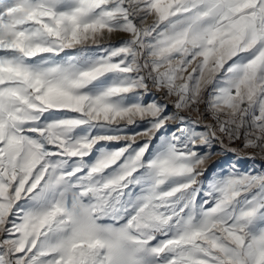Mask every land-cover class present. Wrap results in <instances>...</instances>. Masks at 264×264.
Listing matches in <instances>:
<instances>
[{
	"label": "snow or ice",
	"instance_id": "6c2138e0",
	"mask_svg": "<svg viewBox=\"0 0 264 264\" xmlns=\"http://www.w3.org/2000/svg\"><path fill=\"white\" fill-rule=\"evenodd\" d=\"M257 158L264 0H0V264H264Z\"/></svg>",
	"mask_w": 264,
	"mask_h": 264
},
{
	"label": "crops",
	"instance_id": "0c3cea01",
	"mask_svg": "<svg viewBox=\"0 0 264 264\" xmlns=\"http://www.w3.org/2000/svg\"><path fill=\"white\" fill-rule=\"evenodd\" d=\"M229 159H234V157H229ZM240 162H243L241 167L246 166L245 170L247 171L253 168H264V159L257 158L255 161L250 159H241Z\"/></svg>",
	"mask_w": 264,
	"mask_h": 264
},
{
	"label": "rangeland",
	"instance_id": "374dc122",
	"mask_svg": "<svg viewBox=\"0 0 264 264\" xmlns=\"http://www.w3.org/2000/svg\"><path fill=\"white\" fill-rule=\"evenodd\" d=\"M242 163H243V162H240V161H239V166H240V169H241L242 171H247V170H245L246 166H244V167H241V166H242Z\"/></svg>",
	"mask_w": 264,
	"mask_h": 264
}]
</instances>
